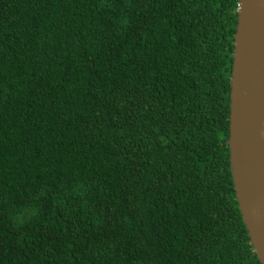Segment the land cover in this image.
Segmentation results:
<instances>
[{"label":"trees","instance_id":"obj_1","mask_svg":"<svg viewBox=\"0 0 264 264\" xmlns=\"http://www.w3.org/2000/svg\"><path fill=\"white\" fill-rule=\"evenodd\" d=\"M240 0H0V264H261L231 172Z\"/></svg>","mask_w":264,"mask_h":264},{"label":"water","instance_id":"obj_2","mask_svg":"<svg viewBox=\"0 0 264 264\" xmlns=\"http://www.w3.org/2000/svg\"><path fill=\"white\" fill-rule=\"evenodd\" d=\"M230 97L231 172L250 244L264 264V0H240Z\"/></svg>","mask_w":264,"mask_h":264}]
</instances>
